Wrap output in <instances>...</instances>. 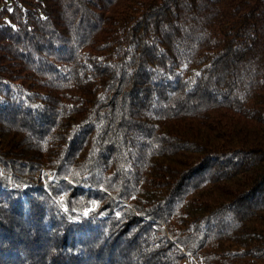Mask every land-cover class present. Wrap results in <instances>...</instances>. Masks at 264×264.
Wrapping results in <instances>:
<instances>
[{
  "label": "trees",
  "instance_id": "obj_1",
  "mask_svg": "<svg viewBox=\"0 0 264 264\" xmlns=\"http://www.w3.org/2000/svg\"><path fill=\"white\" fill-rule=\"evenodd\" d=\"M185 254L264 264V0H0V264Z\"/></svg>",
  "mask_w": 264,
  "mask_h": 264
},
{
  "label": "built area",
  "instance_id": "obj_2",
  "mask_svg": "<svg viewBox=\"0 0 264 264\" xmlns=\"http://www.w3.org/2000/svg\"><path fill=\"white\" fill-rule=\"evenodd\" d=\"M185 257H186V259L182 262V264H183L185 261H188V262H191V261H192V258H191L188 254H185Z\"/></svg>",
  "mask_w": 264,
  "mask_h": 264
},
{
  "label": "rangeland",
  "instance_id": "obj_3",
  "mask_svg": "<svg viewBox=\"0 0 264 264\" xmlns=\"http://www.w3.org/2000/svg\"><path fill=\"white\" fill-rule=\"evenodd\" d=\"M43 173H44V169H42V170L40 171L41 176H42ZM41 180L44 181L42 177H41ZM183 264H190V262L185 261Z\"/></svg>",
  "mask_w": 264,
  "mask_h": 264
}]
</instances>
